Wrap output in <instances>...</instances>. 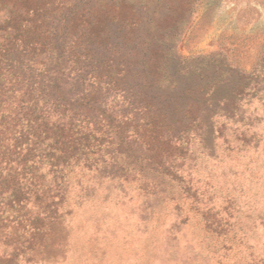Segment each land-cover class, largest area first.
Masks as SVG:
<instances>
[{
    "label": "rangeland",
    "instance_id": "obj_1",
    "mask_svg": "<svg viewBox=\"0 0 264 264\" xmlns=\"http://www.w3.org/2000/svg\"><path fill=\"white\" fill-rule=\"evenodd\" d=\"M0 264H264V0H0Z\"/></svg>",
    "mask_w": 264,
    "mask_h": 264
}]
</instances>
